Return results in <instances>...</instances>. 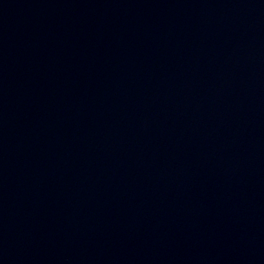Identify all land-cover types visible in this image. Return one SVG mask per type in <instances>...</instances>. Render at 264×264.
<instances>
[{
    "label": "water",
    "instance_id": "1",
    "mask_svg": "<svg viewBox=\"0 0 264 264\" xmlns=\"http://www.w3.org/2000/svg\"><path fill=\"white\" fill-rule=\"evenodd\" d=\"M0 264H264V0H0Z\"/></svg>",
    "mask_w": 264,
    "mask_h": 264
}]
</instances>
